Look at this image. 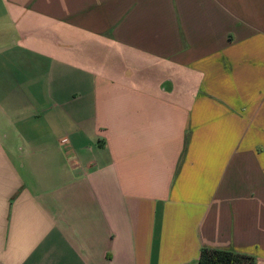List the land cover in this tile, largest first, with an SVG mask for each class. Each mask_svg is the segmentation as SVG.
<instances>
[{"label": "crops", "instance_id": "1", "mask_svg": "<svg viewBox=\"0 0 264 264\" xmlns=\"http://www.w3.org/2000/svg\"><path fill=\"white\" fill-rule=\"evenodd\" d=\"M203 248L264 264V0H0V264Z\"/></svg>", "mask_w": 264, "mask_h": 264}, {"label": "trees", "instance_id": "2", "mask_svg": "<svg viewBox=\"0 0 264 264\" xmlns=\"http://www.w3.org/2000/svg\"><path fill=\"white\" fill-rule=\"evenodd\" d=\"M198 264H257L256 258L251 255L203 248Z\"/></svg>", "mask_w": 264, "mask_h": 264}, {"label": "rangeland", "instance_id": "3", "mask_svg": "<svg viewBox=\"0 0 264 264\" xmlns=\"http://www.w3.org/2000/svg\"><path fill=\"white\" fill-rule=\"evenodd\" d=\"M8 129H10V128L8 127Z\"/></svg>", "mask_w": 264, "mask_h": 264}]
</instances>
